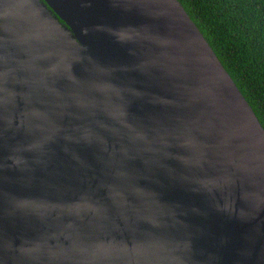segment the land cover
<instances>
[{
    "label": "water",
    "instance_id": "water-1",
    "mask_svg": "<svg viewBox=\"0 0 264 264\" xmlns=\"http://www.w3.org/2000/svg\"><path fill=\"white\" fill-rule=\"evenodd\" d=\"M0 264H264V126L179 0H0Z\"/></svg>",
    "mask_w": 264,
    "mask_h": 264
},
{
    "label": "trees",
    "instance_id": "trees-1",
    "mask_svg": "<svg viewBox=\"0 0 264 264\" xmlns=\"http://www.w3.org/2000/svg\"><path fill=\"white\" fill-rule=\"evenodd\" d=\"M264 126V0H179Z\"/></svg>",
    "mask_w": 264,
    "mask_h": 264
}]
</instances>
